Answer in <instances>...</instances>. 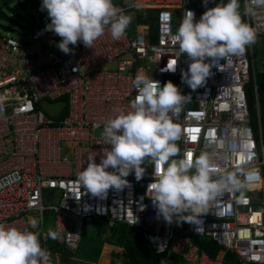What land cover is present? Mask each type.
<instances>
[{
	"label": "built area",
	"instance_id": "2783aa9c",
	"mask_svg": "<svg viewBox=\"0 0 264 264\" xmlns=\"http://www.w3.org/2000/svg\"><path fill=\"white\" fill-rule=\"evenodd\" d=\"M113 4L131 17L124 34L114 40L106 27L92 48L78 41L69 46L73 49L69 54L56 46L59 36L44 30L47 18L26 35L14 29L0 33V226L38 235L45 256L36 264H57L52 249L58 238L65 250H77L85 226L93 222L141 232L148 249L164 255L160 264H168L172 257L178 264H228L227 254L236 264H264V146L260 125L258 139L251 125L246 94L254 78V51L264 52V9L244 14V22L255 32L244 54L214 61L205 84L193 91L180 78L190 60L186 54L176 58L178 46L172 38L186 10L197 20L202 13L190 7L189 0ZM140 18L147 23L139 25ZM175 59L174 72L161 71ZM138 75L160 86L171 81L182 95L191 96L173 117L180 149L174 158L207 153L217 168L213 179L226 170L242 188L225 189L179 223L159 217L147 196L154 168L150 161L145 162L140 181L130 174L128 186L109 189L103 200L85 192L76 182L77 174L87 166L88 156L99 163L110 147L94 134L103 131L107 119L131 110ZM43 101L66 105L54 118L41 108ZM50 191L59 196L47 207L43 194ZM46 212L53 214L57 239L49 238L45 230ZM32 218L38 220L36 228L29 224ZM193 239L208 241L220 252L210 259Z\"/></svg>",
	"mask_w": 264,
	"mask_h": 264
},
{
	"label": "clouds",
	"instance_id": "9594fccd",
	"mask_svg": "<svg viewBox=\"0 0 264 264\" xmlns=\"http://www.w3.org/2000/svg\"><path fill=\"white\" fill-rule=\"evenodd\" d=\"M209 0H202L206 10L199 19L186 10L173 36L178 47V58L186 54L190 60L180 78L193 91L205 84L214 61L229 55H243L247 45L255 40V32L242 20L240 0H221L208 8ZM264 9V0H246L245 15H255ZM40 10L46 11L48 23L45 31H51L61 39L57 47L65 54L73 51L79 41L92 48L95 40L104 34L107 27L114 40L119 39L131 22V17L113 4V0H41ZM162 56L157 57V62ZM211 61V62H208ZM176 59L167 63L161 71H175ZM136 97L130 102L127 112L107 119L102 135L109 150L96 163L87 157V166L81 167L76 182L90 194L101 200L109 189L121 190L128 186L130 174L140 181L150 161L152 182L147 185V195L158 216L167 223L175 218L179 223L190 212L203 210L207 203L225 189L236 191L243 187L235 175L224 171L213 179L217 168L207 153L198 156L177 157L180 149L175 141L179 129L173 117L181 111V105L192 100L182 95L178 86L167 81L160 86L158 81L138 75L133 80ZM111 169V170H109ZM36 228L38 220H29ZM49 238L57 239L55 232ZM38 235L27 229L0 226V264H36L44 257Z\"/></svg>",
	"mask_w": 264,
	"mask_h": 264
},
{
	"label": "rangeland",
	"instance_id": "374dc122",
	"mask_svg": "<svg viewBox=\"0 0 264 264\" xmlns=\"http://www.w3.org/2000/svg\"><path fill=\"white\" fill-rule=\"evenodd\" d=\"M6 1L0 0V33L14 29L26 35L47 18L46 11L40 10L41 0H12L4 5ZM240 5L242 20L244 21L242 0H240ZM252 61L254 72L264 73V54L260 52L259 48L255 51ZM102 132H95L94 137L104 138ZM56 202L54 197L44 192L43 203L45 206H54ZM44 217L46 220L45 230L48 233L50 231L55 232L53 214L46 212ZM100 224L95 222L85 226L80 245L77 250L71 252L74 259L70 264H126L125 249L117 243L115 236L112 235V228L115 226L113 224ZM59 247L63 248L62 245ZM232 264L236 263L233 262Z\"/></svg>",
	"mask_w": 264,
	"mask_h": 264
},
{
	"label": "trees",
	"instance_id": "16d2710c",
	"mask_svg": "<svg viewBox=\"0 0 264 264\" xmlns=\"http://www.w3.org/2000/svg\"><path fill=\"white\" fill-rule=\"evenodd\" d=\"M221 0H210L207 4L208 8L214 7L217 3H220ZM226 2V0H224ZM190 7L195 9L198 13H203L206 8L202 3H190ZM139 25H143L146 20L142 18L137 20ZM257 50V49H256ZM255 50V51H256ZM246 51V50H245ZM254 51V54H255ZM261 53L264 54L260 50ZM252 81L246 89L247 102L250 112L251 125L256 132L258 139V127L261 128V139L264 146V73L259 72L255 73L253 70ZM256 87V90H255ZM259 112H258V110ZM95 222L91 223L94 224ZM100 225L111 224L108 222H98ZM89 224V225H91ZM115 227L112 228V235L115 236L117 243L120 246H123L125 263L126 264H160L163 260L164 255L157 256L151 250L148 249L147 244L143 238L141 232L134 229L128 228L121 224H113ZM193 243L199 247V249L206 253L210 259H214L220 252L219 248L211 244L208 241H201L198 239H193ZM53 257L57 264H70L73 261L71 252L60 248L59 244H56L53 247ZM225 262L228 264L233 263V258L231 255L227 254L225 256ZM179 260L175 257H172L168 264H178ZM235 263V262H234Z\"/></svg>",
	"mask_w": 264,
	"mask_h": 264
},
{
	"label": "water",
	"instance_id": "95a60500",
	"mask_svg": "<svg viewBox=\"0 0 264 264\" xmlns=\"http://www.w3.org/2000/svg\"><path fill=\"white\" fill-rule=\"evenodd\" d=\"M12 0H7L4 5L8 4ZM192 3V0H189ZM65 102H59L56 104H49L46 101L41 102V108L49 115L50 117L57 118L60 115V112L65 107ZM50 196L58 198L59 194L57 192H47ZM58 244L62 245V239L58 238Z\"/></svg>",
	"mask_w": 264,
	"mask_h": 264
}]
</instances>
